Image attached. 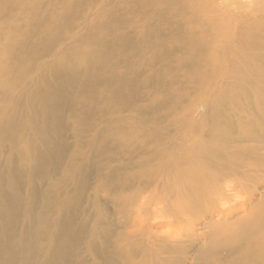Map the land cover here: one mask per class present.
Listing matches in <instances>:
<instances>
[{
    "label": "bare ground",
    "instance_id": "6f19581e",
    "mask_svg": "<svg viewBox=\"0 0 264 264\" xmlns=\"http://www.w3.org/2000/svg\"><path fill=\"white\" fill-rule=\"evenodd\" d=\"M0 264H264V0H0Z\"/></svg>",
    "mask_w": 264,
    "mask_h": 264
}]
</instances>
